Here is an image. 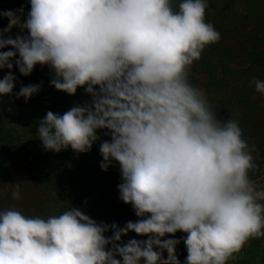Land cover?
Instances as JSON below:
<instances>
[{
	"label": "clouds",
	"instance_id": "obj_1",
	"mask_svg": "<svg viewBox=\"0 0 264 264\" xmlns=\"http://www.w3.org/2000/svg\"><path fill=\"white\" fill-rule=\"evenodd\" d=\"M29 2L26 19L23 7L0 11L9 21L0 28V70L28 76L46 65L56 90L84 88L90 100L63 114L49 110L37 135L46 151L84 153L107 130L100 167L118 163L119 198L140 219L121 227L73 206L47 217L4 208L0 264H181V240L164 239L178 231L186 233L184 264H228L249 240L264 238V187L249 175L255 146L236 119L217 118L189 78L221 37L207 0ZM17 79L13 71L0 78V98ZM250 85L264 95V80ZM41 86L21 85L15 95L30 99ZM20 192L16 183L11 198ZM129 232L147 238L119 243Z\"/></svg>",
	"mask_w": 264,
	"mask_h": 264
},
{
	"label": "rangeland",
	"instance_id": "obj_2",
	"mask_svg": "<svg viewBox=\"0 0 264 264\" xmlns=\"http://www.w3.org/2000/svg\"><path fill=\"white\" fill-rule=\"evenodd\" d=\"M179 2L173 0L174 6L178 7ZM207 3V20L221 37L193 64L189 78L194 86L205 91L218 119L232 117L239 122L249 146H255L252 155L257 167L250 171V178L264 187V95L250 85L253 77L264 80V0H207ZM21 7L24 8L21 17L26 19L29 0H0V11ZM8 22L6 17H0V28ZM19 33L20 29L14 27L10 34L15 37ZM8 71H13L18 79L13 93L0 98V210L15 207L26 215L47 217L73 206L98 223L115 222L121 227L129 220L140 219L132 206L119 198L122 177L118 163L113 162L107 171L100 167L103 157L99 147L103 140L110 139L105 134L107 130H98L100 140L88 152L77 153L71 147L60 152L46 151L37 135L39 122L50 108L54 111L55 101L72 95L51 85L52 73L46 65H37L28 76H23L18 68H5L0 70V78ZM28 84H41V90L30 99L17 98L15 93L21 85ZM75 95L81 97L80 104L91 98L82 87ZM26 156H35L39 169L31 168ZM16 183L21 186L19 200L11 198ZM105 235L111 236L112 231ZM132 238L147 237L129 232L119 243ZM186 256L187 251L177 254L183 263ZM247 263L264 264V238L249 240L236 258L228 262Z\"/></svg>",
	"mask_w": 264,
	"mask_h": 264
},
{
	"label": "trees",
	"instance_id": "obj_3",
	"mask_svg": "<svg viewBox=\"0 0 264 264\" xmlns=\"http://www.w3.org/2000/svg\"><path fill=\"white\" fill-rule=\"evenodd\" d=\"M200 86H201V84H200ZM81 101H82L81 97L77 96V95H72V97L66 98L65 100H62V101H57V102L55 101L53 104V106H54L53 112L63 114L65 111L70 109L72 106H74L76 104H80ZM50 110L52 111V108H50ZM34 157L35 156H26L27 163L29 164V166H31V168L39 169L37 167L38 161ZM105 234H107V233H105ZM176 234L179 236L175 235V237H172L171 234H169V238H176V239L181 240V242L178 245H176V254H178V252H180V251L186 252L187 250H186V247H185V245L183 243V239H182V237H184L186 235V233L178 231ZM164 256H167V254ZM181 264H184V263L181 261Z\"/></svg>",
	"mask_w": 264,
	"mask_h": 264
}]
</instances>
